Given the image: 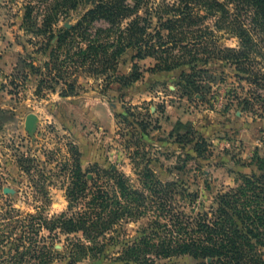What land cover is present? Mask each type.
I'll return each instance as SVG.
<instances>
[{"label":"trees","instance_id":"obj_1","mask_svg":"<svg viewBox=\"0 0 264 264\" xmlns=\"http://www.w3.org/2000/svg\"><path fill=\"white\" fill-rule=\"evenodd\" d=\"M36 2L42 6L40 22L32 13L35 5L28 2L22 24L38 36V51L44 58L35 65L29 55L30 62L20 56L16 69V74H25L28 65L37 76L36 95L57 87L61 96L76 95L84 74L102 76L108 84L120 57L133 49L135 58L154 60L151 72L180 70L179 87L200 101L217 98L212 88L226 82L227 76L224 71L213 72L209 64L224 63L232 69L236 85L228 88L223 109L236 106L264 116V0ZM83 2L91 7L76 23L58 26ZM209 18L214 20L212 27L205 23ZM217 31L236 36L238 45L221 47ZM139 77L136 70L119 80L128 85ZM117 117L127 120L122 113ZM149 124L143 119L137 122L144 133ZM172 132L181 139L192 127L178 121ZM73 159L67 212L37 223L49 231L75 236L69 239L68 264L104 255L108 245L119 241L114 233L122 221L137 220L150 211L155 215L148 227L124 244L113 257L114 263L157 264L167 259L168 264H180L173 259L189 257L194 263L181 264H264V159L257 167L260 172L241 174L235 187L216 195L214 206L197 213L181 209L175 196L185 190L176 182L161 181L148 164L136 165L139 189L113 169L98 165L83 169L77 150ZM27 217L17 243L0 255V264H52V249L33 237L38 229L34 216Z\"/></svg>","mask_w":264,"mask_h":264},{"label":"rangeland","instance_id":"obj_2","mask_svg":"<svg viewBox=\"0 0 264 264\" xmlns=\"http://www.w3.org/2000/svg\"><path fill=\"white\" fill-rule=\"evenodd\" d=\"M28 2L35 5L32 13L39 23L42 6L39 8L36 0H0V111H5L0 115V255L17 243L31 214L38 229L33 237L50 246L52 264H68L69 239L75 236L58 229L49 231L37 223L67 212L66 190L72 181L75 150L80 152L83 169L92 165L113 169L139 189L136 165L148 164L161 181L176 182L185 190L175 200L187 213L209 210L216 195L235 187L241 174L260 172L264 116L236 106L223 109L228 88L236 85V79L222 62L209 64L213 72L224 71L227 76L226 82L213 86L217 98L209 101L183 93L178 84L180 70L151 72L148 69L154 60L135 58L133 49L120 57L108 84L102 76L84 74L76 95L61 96L59 87L56 91L45 88L36 95L38 78L28 65L25 74H16L20 56L30 62L29 55L35 65L44 58L38 51V36L22 24ZM90 7L81 3L60 19L58 26L76 23ZM213 21L209 18L205 23L212 27ZM216 35L221 47L238 45L232 34L217 31ZM136 70L140 73L136 81L128 85L120 82L122 76ZM30 113L36 119L28 131L25 119ZM121 113L126 121L117 117ZM142 119L150 123L146 133L137 125ZM178 121L192 127L181 139L172 132ZM154 215L150 211L137 220L122 221L114 233L119 241L108 245L104 255L75 264H116L113 257L125 243L142 235ZM173 262L194 263L189 257ZM157 264H168V260Z\"/></svg>","mask_w":264,"mask_h":264},{"label":"water","instance_id":"obj_3","mask_svg":"<svg viewBox=\"0 0 264 264\" xmlns=\"http://www.w3.org/2000/svg\"><path fill=\"white\" fill-rule=\"evenodd\" d=\"M69 26H70L69 23H65V27H69ZM35 119H36V116L33 113H30L26 116L25 127L28 131H31L33 129L34 124H35Z\"/></svg>","mask_w":264,"mask_h":264}]
</instances>
